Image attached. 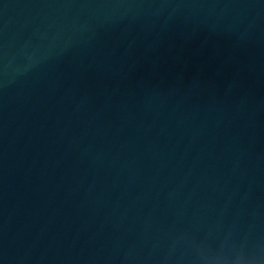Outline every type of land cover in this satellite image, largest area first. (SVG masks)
<instances>
[{
  "label": "water",
  "instance_id": "95a60500",
  "mask_svg": "<svg viewBox=\"0 0 264 264\" xmlns=\"http://www.w3.org/2000/svg\"><path fill=\"white\" fill-rule=\"evenodd\" d=\"M0 264H264V0H0Z\"/></svg>",
  "mask_w": 264,
  "mask_h": 264
}]
</instances>
